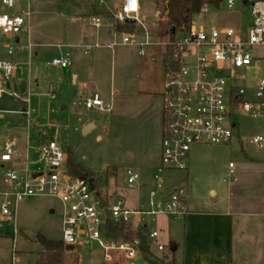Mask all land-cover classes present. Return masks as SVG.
Wrapping results in <instances>:
<instances>
[{"label":"rangeland","instance_id":"374dc122","mask_svg":"<svg viewBox=\"0 0 264 264\" xmlns=\"http://www.w3.org/2000/svg\"><path fill=\"white\" fill-rule=\"evenodd\" d=\"M19 1L23 4L21 14H29L26 21L31 27L29 34L20 36L23 49L15 50L9 56L8 47L16 48V41L0 35V60L12 62L16 69L10 89L5 87L6 92L0 98V155L1 148L10 139L16 140L18 150L16 161L7 164L6 169L20 176L26 171H48L39 162V149L44 142L55 138L68 156L71 155L84 170L94 175L92 179L97 192L110 195L115 201L123 200L129 208H137L140 195L147 196L150 190H160V181L154 176L158 174L161 153L162 93L167 71L165 49L147 47L145 55L141 56L136 47L118 45L113 50L93 49L84 55L80 46L94 44L85 37H90L96 30L89 19L96 16L94 11L101 0H41L30 4L26 0ZM105 1L113 9L123 0ZM164 9L163 0H145L140 19L153 30L157 29L161 23L154 15L162 12L167 18ZM4 12L0 3V14ZM248 14L243 0H238L233 10H228L223 4L219 10L211 8L205 19L195 20L210 27L238 30L245 24ZM109 20L102 17V21ZM121 39L122 35L116 34L100 44ZM30 44L35 47L30 48ZM81 54L87 61L80 66L81 75L78 84L74 85L67 70L76 69L78 55ZM62 56H68L71 65L67 69L52 66V61ZM257 56L258 66L263 70L256 75L251 71V78L264 76V51H257ZM82 90L85 93H81ZM94 93L100 94L109 111L86 108L85 97ZM234 122L237 128L233 130L234 140L230 146H194L190 153L189 171L159 174L163 181L161 190L167 194L186 191L187 205H193L195 210L202 212L224 210L231 193L234 211L240 210L236 206L245 199L243 197L254 201L257 197L254 189L261 185L259 172H264V148L251 144L250 139L264 137V118L236 117ZM89 125L94 127L84 134ZM230 164L233 165L232 175ZM129 168L141 173L139 184H127L126 171ZM143 184L147 187L141 190ZM211 189L216 191L215 196L210 193ZM9 201L13 202V198L9 197ZM1 204L0 198V264H39L44 253L40 236L63 242V204L58 199L27 198L17 204L11 220L2 215ZM247 211L256 209L248 208ZM243 219L253 226L245 232L240 230V224L236 226L233 259L227 257L223 264H242L244 260L249 264L264 262V247L258 237L262 221L256 217ZM176 221L170 225H173L175 240H182L184 219ZM159 222L160 218L151 227L162 231ZM167 234L162 240L165 241L166 254L172 257L173 243ZM77 249L73 253H64L69 264L79 256V264L136 262L126 260L122 255H119V260L108 261L104 250L96 243ZM153 251L157 256L155 264L174 263L170 257H162L163 253ZM111 254L115 259L117 254L113 251ZM180 254L176 255L177 258ZM154 263L145 260L144 264ZM179 264H182L181 260Z\"/></svg>","mask_w":264,"mask_h":264},{"label":"built area","instance_id":"2783aa9c","mask_svg":"<svg viewBox=\"0 0 264 264\" xmlns=\"http://www.w3.org/2000/svg\"><path fill=\"white\" fill-rule=\"evenodd\" d=\"M38 1L41 0H26L27 4ZM202 1L200 12L192 17L188 27L168 29L163 35L159 33L160 26L153 30L141 21V0H125L113 17L115 28L129 24L133 31L122 33L121 42L109 45V49L118 45L134 46L141 56L145 55L147 47L165 49L167 71L162 93L161 153L158 174L154 176L160 181L159 189L163 184L160 173L188 171L194 146H230L234 140L233 130L237 128L236 117L264 118V76L251 78L249 75L251 71L256 75L263 70L258 66L257 51L264 49V0L244 4L249 11L248 23L238 30L199 24L195 19L208 17L215 0ZM237 1L223 0L221 6L225 4L228 10H233ZM0 3L5 11L0 14V35L15 39L17 45L8 47L7 53L12 56L15 50L23 49L20 36L30 33L31 27L26 21L29 14H21L23 4L19 0H0ZM98 9H107V3L101 0ZM13 10L16 13L13 14ZM156 18L160 23L167 21L162 12H158ZM89 22L98 28L101 25L96 16ZM86 49L90 51L92 47ZM70 65L66 57L52 61L54 67L66 69ZM14 74V64L0 60V98L6 92L5 87L10 89ZM85 105L88 109L110 110L99 94L86 99ZM250 143L264 148V137H252ZM17 154L16 140H8L0 155L2 215L11 220L17 204L27 198H56L63 204V243L74 249L96 243L104 250L108 261L119 260V255L136 261L134 264L144 259L141 241L125 239L127 233L141 228L147 229L145 235L151 250L164 252L162 231L151 227L152 223H157L158 218L184 219L190 211L185 193L181 192L160 197L157 191H151L137 209L129 208L123 200L115 201L112 196L97 192L95 184L94 189L91 188L90 178L76 177L69 171L68 155L55 138L44 142L39 149V162L48 171H26L20 176L7 170L6 165L16 161ZM230 168L232 175V164ZM126 177L129 186L139 184L142 179L140 172L133 168L126 171ZM111 251L117 254L115 259Z\"/></svg>","mask_w":264,"mask_h":264},{"label":"crops","instance_id":"0c3cea01","mask_svg":"<svg viewBox=\"0 0 264 264\" xmlns=\"http://www.w3.org/2000/svg\"><path fill=\"white\" fill-rule=\"evenodd\" d=\"M109 1H112V0H109ZM124 1L125 0H123L120 5H116L113 9H110L107 6V9H102L100 11L97 7L96 11H94L96 17L100 18L101 25L98 28L91 23L96 28V30L90 37L88 38L85 37V39L89 40L90 43H94V44H82L80 46L81 49H83L84 51L83 52L84 55H88L90 51L93 49H100V48L109 49L108 48L109 45L113 43L121 42V41L119 42L116 41V42H112L106 45L100 44L101 42H106L108 39L115 37L116 34L122 35V33L117 32L116 28L113 26V17H114V14L120 8V6L124 3ZM141 3H142V9H143L145 5V0H141ZM157 15L158 13H155L154 17ZM102 17H108L110 20L102 21ZM247 23H248V16H247V20L245 24H243L241 27H244ZM17 42H18V39H17ZM96 45H99V48H96L95 47ZM86 47H92V49L90 51H87ZM113 49H109V50H113ZM259 50L264 51V49H259ZM78 56H79L77 59L78 65L76 69L73 71L67 70V74L70 76V80L74 85L78 84V81L81 75L80 72L82 71V67L80 66H82L83 63L87 61L82 56V54ZM62 57H66L70 60L68 56H62ZM92 57H93V60L95 61L96 59L95 55H93ZM15 75H16V69H15L14 77ZM59 89L61 92L62 87L60 86ZM81 93H85V90H82ZM95 94H99V93H94V95ZM92 96L85 97V100ZM0 119H1V116H0ZM147 123L150 124L149 122ZM21 131L23 130L21 129ZM1 138L2 137L0 135V140ZM259 173L262 176H260V179H259V181H261L260 188L254 189L257 192L256 193L257 197H255L256 201L255 200L253 201L252 198L248 199L246 197H243L245 198L243 199L241 197L243 200H240L241 202L238 203V205L236 206L240 210L234 211L233 209L234 206H233V199H232L233 194L232 193L228 197V201L226 203L225 209L221 211L214 210L210 212H202V211L195 210V206L193 205L189 206L190 211L183 221L184 222V229H183L184 236L182 237L183 238L182 240H175L176 238L174 235V228L172 227L173 226L172 224L170 225L171 222L174 223L177 221L171 218H160L159 223L162 229L161 242L165 239V235L167 234V230H168L169 234H167V238L169 241L173 243L171 250L173 248L177 249L176 252L174 253L172 252L174 254L172 257L166 254L167 252V249H166L164 252H162L163 253L162 257H170V259L174 261V264H179V260H181L182 264H223L227 257L228 258L232 257L233 259V256H234L233 242L235 238L234 234H235L236 226L240 224L239 228L242 232H245L244 230L253 226V223H250V221H246L247 219H243V218H248V217H256V218L261 219L262 222L260 223V236L258 234V237H260V241L262 242V245L264 247V242H263V238H264V219H263L264 172L263 170H261ZM146 187H147L146 184H143L141 186V190L146 189ZM151 191L153 190H150V192ZM236 191H239V188L238 190L236 189ZM157 192L160 197H167L168 195H170V194H167L165 191H163V189L161 190V188ZM184 193H186V191ZM210 193L213 196L216 195V191L214 189H211ZM149 194L147 196L140 195L138 197V201H137L138 207L137 208H139L142 205V201H145L148 198ZM238 198L240 197H237L236 199ZM248 208L256 209V211H247ZM240 218H242L241 221H240ZM162 243L165 245V241H163ZM76 251H78V249H74V252ZM178 253L180 254V258H177L176 256ZM223 253H224V256L222 255ZM153 256L157 257L155 254V251H153ZM79 259H80V256H79ZM145 260H148V259L146 258L141 259L139 260L138 264H144ZM242 264H249V262L247 260H244Z\"/></svg>","mask_w":264,"mask_h":264},{"label":"trees","instance_id":"16d2710c","mask_svg":"<svg viewBox=\"0 0 264 264\" xmlns=\"http://www.w3.org/2000/svg\"><path fill=\"white\" fill-rule=\"evenodd\" d=\"M165 3V13L167 15L166 22H161V29L159 33L161 35L168 29L188 27L191 19L194 15L200 12L204 2L202 0H163ZM223 0L212 1V5L216 9H220ZM251 0H243L245 5L249 4ZM116 30L119 33L132 32L133 28L129 24L117 25ZM67 168L72 172L73 175L80 178H94V175L87 172L83 167L75 162L71 155H69ZM118 233V230H116ZM147 229L141 228L138 232L127 233L125 235L126 240L138 238L141 241V249L146 259L151 260L154 263L153 251L147 244L146 234ZM43 247L44 253L39 259V264H69L64 257V253L74 252L73 250H67V246L61 241L48 240L43 236L39 237ZM72 264H79V257L75 259ZM155 264V263H154ZM160 264V263H157ZM163 264V263H161ZM174 264V263H173Z\"/></svg>","mask_w":264,"mask_h":264},{"label":"water","instance_id":"95a60500","mask_svg":"<svg viewBox=\"0 0 264 264\" xmlns=\"http://www.w3.org/2000/svg\"><path fill=\"white\" fill-rule=\"evenodd\" d=\"M94 126L93 125H89L88 127H86L85 129H84V134H87V133H89L90 132V130L93 128ZM90 184H91V188L92 189H94V179H90ZM68 250H73L74 249V247L73 246H68V248H67ZM176 248H173L171 251L174 253V252H176Z\"/></svg>","mask_w":264,"mask_h":264}]
</instances>
